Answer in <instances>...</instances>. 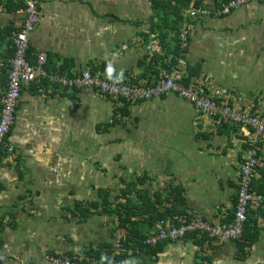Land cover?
I'll return each instance as SVG.
<instances>
[{"label": "crops", "instance_id": "crops-1", "mask_svg": "<svg viewBox=\"0 0 264 264\" xmlns=\"http://www.w3.org/2000/svg\"><path fill=\"white\" fill-rule=\"evenodd\" d=\"M22 1L0 0V88L8 81L14 49L4 32L24 22ZM40 10L30 34L31 59L44 51L57 68L67 61L72 73L104 69L107 75L114 72L113 79L145 85L164 72L177 70L187 78L190 67L196 73L192 80L203 81L208 93L222 95L223 101L228 96L242 110H264V1L224 17L191 21L185 67L172 64L170 54L162 61L166 50L160 36L152 50V35L160 32L151 30L152 0H40ZM178 42L179 33L171 32L164 44L173 50ZM153 69H160L157 77L151 76ZM121 106L95 90L52 92L40 83L23 87L9 135L16 151L0 159L2 264H49L54 254L79 264L99 263L94 252L124 233L117 229L118 219L95 213L80 220L73 208L76 202L99 200L100 189L116 203L124 182L142 176V187L162 200L172 187H181V208L190 216L212 222L232 217L252 130L229 122L214 125L174 93L130 102L124 114ZM258 144L261 164L252 189L263 201L249 213L260 234L246 257L237 258L234 242L201 244L188 236L130 249L126 263L264 264V137ZM153 230L146 225L144 233Z\"/></svg>", "mask_w": 264, "mask_h": 264}, {"label": "built area", "instance_id": "built-area-1", "mask_svg": "<svg viewBox=\"0 0 264 264\" xmlns=\"http://www.w3.org/2000/svg\"><path fill=\"white\" fill-rule=\"evenodd\" d=\"M23 1L25 2L26 17L22 25L12 31L9 36L14 53L7 64L8 81L0 88V159L3 154L8 157L15 154L16 149L10 143L9 135L16 122L17 108L25 85L40 83L44 89L49 88L52 92L95 90L106 96L116 99L124 98L130 102L149 101L168 93H174L193 104L212 124L222 125L229 122L247 127L252 130V136L240 165L239 184L232 217L224 222H212L197 215L192 218L183 215L175 216L173 219H162L156 222L153 232L147 235L144 244L154 246L160 241H176L192 233H197L199 236L206 235L218 243L240 240L248 220L250 207L263 201V195L253 191L252 185L261 164L258 143L260 138L264 137V110L239 109L227 100L228 96H226V101H223L221 100L222 95L216 92L208 93L206 85L201 80H191L186 84L177 70L173 73L164 72L149 85L127 81L122 76L110 80L105 72H95L91 68L72 74L51 72L47 68L48 55L46 52H39L32 60L28 57L30 34L40 20V0ZM252 1L264 0H229L220 5L208 4L205 0H201L199 3L193 1L183 14L178 42L180 55L175 56L176 65L186 66L185 57L190 45L191 21L207 17H224ZM158 36V34L152 35L153 43L155 42L152 45L153 51L157 49L156 39ZM46 83L48 87L45 86ZM1 221L0 215V236ZM113 239L112 251L107 259V264H118L117 257L124 251L126 235L124 233L116 234ZM48 262L49 264H79L78 260L75 261L56 254L50 255ZM0 264H2L1 260Z\"/></svg>", "mask_w": 264, "mask_h": 264}, {"label": "trees", "instance_id": "trees-1", "mask_svg": "<svg viewBox=\"0 0 264 264\" xmlns=\"http://www.w3.org/2000/svg\"><path fill=\"white\" fill-rule=\"evenodd\" d=\"M199 3L201 0H152L153 14L150 18L152 22L151 30H159L160 40L163 42V48L166 50L165 56H162V61L168 58V55H173L171 58L172 64L176 62L175 56L180 55L179 46L174 47L170 50L169 44H164L166 38L171 32L178 36L181 24L183 22L184 11L187 10L191 4ZM229 0H214V3L220 5L222 2ZM24 4V1H22ZM155 18H158L155 23ZM12 32L5 31L4 36H10ZM13 55L14 49L11 50ZM30 60V52L28 54ZM151 60H154L152 58ZM165 63V62H164ZM167 67V65H165ZM47 68L51 72H61L66 74H72L70 72V64L65 61L59 68L56 67L55 62L51 58L48 59ZM97 72L98 69L91 68ZM104 72V69H102ZM101 70V71H102ZM100 71V70H99ZM160 69H153L150 71L151 76L156 77L159 75ZM189 76L183 78L184 82L188 84L194 77L192 68H188ZM108 79L113 80L114 72L110 71L107 75ZM152 79V78H151ZM155 81V80H154ZM153 81V82H154ZM45 86L48 87L46 83ZM110 97V96H108ZM111 98V97H110ZM117 102L122 103L119 111L124 114L127 110V106L130 101L124 98H113ZM226 125V123H225ZM107 129L108 125H104ZM146 181V177H138L135 180L125 181V187L114 197L116 203L111 201V193L106 189H100L98 191L99 200L87 202L85 205L83 202H76L73 208L74 217L80 220H86L95 213L107 214L115 216L118 219V227L126 235V241L124 243V251L117 257L118 264H128V251L130 249H142L145 246L144 240L148 234L144 233L145 226L148 225L151 229L155 226L156 222L162 219H173L175 216H187L192 218L193 216L188 215L183 208L184 198L182 195V188L174 186L167 193L166 200L171 201L172 205L170 208L161 209L160 205L166 200L161 199V194L156 193L151 196L149 191L145 189L143 184ZM161 199V200H160ZM97 209H102L97 212ZM228 221V220H227ZM177 222V221H174ZM260 234V228L257 226V221L251 218L248 213V220L245 223L243 236L240 240L232 241L237 245V258L246 257L249 253V248L254 244ZM188 236L196 238L201 244L209 241L212 242L206 235L199 236L197 233L189 234ZM187 236V237H188ZM146 247V246H145ZM112 251V244L102 245L95 253L94 256L100 264H107V259ZM92 257L94 254L90 253ZM80 261V260H79ZM82 262V261H80ZM82 263L90 264L88 261Z\"/></svg>", "mask_w": 264, "mask_h": 264}]
</instances>
